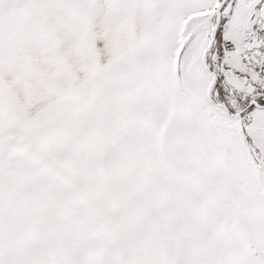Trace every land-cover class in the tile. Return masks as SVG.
I'll return each instance as SVG.
<instances>
[{"label": "snow or ice", "instance_id": "6c2138e0", "mask_svg": "<svg viewBox=\"0 0 264 264\" xmlns=\"http://www.w3.org/2000/svg\"><path fill=\"white\" fill-rule=\"evenodd\" d=\"M0 264H264V0H0Z\"/></svg>", "mask_w": 264, "mask_h": 264}]
</instances>
